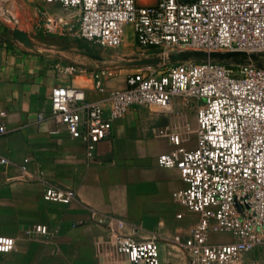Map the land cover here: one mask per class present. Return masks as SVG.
<instances>
[{"label":"crops","instance_id":"crops-1","mask_svg":"<svg viewBox=\"0 0 264 264\" xmlns=\"http://www.w3.org/2000/svg\"><path fill=\"white\" fill-rule=\"evenodd\" d=\"M78 19L74 15L73 21ZM12 30L0 26V112L6 114L7 129L0 135V156L7 160L0 164V236L12 238L14 247L0 253V264H127L116 251V239L150 235L158 237L160 264H189L176 241L190 236L198 214L176 201L185 185L177 170L160 167L157 159L175 148L174 135L187 137L180 147H194L193 103L176 98L170 107H129L89 157L84 142L51 119V90L78 88L87 101L106 108V94L95 90L94 75L109 71L106 91L127 87L126 77L137 71L119 66L138 48L130 25H124L116 51L70 35L29 32L32 47H25ZM48 185L72 190L75 199L45 201ZM37 226H45L47 234L34 232ZM211 227L209 243L232 241L213 230L214 222ZM243 260L264 264V243Z\"/></svg>","mask_w":264,"mask_h":264},{"label":"built area","instance_id":"built-area-1","mask_svg":"<svg viewBox=\"0 0 264 264\" xmlns=\"http://www.w3.org/2000/svg\"><path fill=\"white\" fill-rule=\"evenodd\" d=\"M78 12V26L45 18L43 29L91 42L103 49L119 47L123 27L129 24L140 48L159 57L181 51L244 52L264 55V0H39ZM230 65L214 60L175 63L161 73L140 70L126 77L123 90L106 91V69L94 75V88L105 92L107 107L87 101L82 90L56 86L51 90L50 117L70 138L84 142L87 156L110 134L111 123L131 106L170 107L176 98L193 103L196 112L195 145L180 147L187 137H171L175 148L158 157L162 168L177 170L185 188L177 202L198 214L190 236L176 241L189 264H245L244 255L264 243V66L251 60ZM0 112V135L6 133ZM42 116L39 115V119ZM7 160L0 156V164ZM45 201L68 204L72 190L48 185ZM214 231L228 234L230 243L211 244ZM121 227L123 222H117ZM34 232L45 235L47 228ZM158 237H119L115 248L127 264H160ZM14 240L0 236V253ZM255 264V263H254Z\"/></svg>","mask_w":264,"mask_h":264},{"label":"rangeland","instance_id":"rangeland-1","mask_svg":"<svg viewBox=\"0 0 264 264\" xmlns=\"http://www.w3.org/2000/svg\"><path fill=\"white\" fill-rule=\"evenodd\" d=\"M74 15L75 18L78 19V12L75 9L64 10L57 5L44 4L39 0H0V26L5 25L9 28H18L27 33H31V35L35 34V36H66L67 34L63 30V28H58L52 34L44 31L43 24L45 18L51 17L61 23L67 22L70 26L73 25L71 26V31L73 32L78 26V22L73 21ZM121 47L122 46L120 45L119 47L110 50L116 51ZM135 48L134 52L126 57L128 61L159 57V53L156 51L147 50L140 47H138L137 49ZM252 63L257 66H264V55H259V58L256 60H252ZM228 64L230 65L232 73L236 74V67L233 65V62H229ZM174 65L175 63H166L152 66L150 68H143L149 71L154 70L155 73H161ZM136 69L137 71H139L141 68L136 67Z\"/></svg>","mask_w":264,"mask_h":264},{"label":"water","instance_id":"water-1","mask_svg":"<svg viewBox=\"0 0 264 264\" xmlns=\"http://www.w3.org/2000/svg\"><path fill=\"white\" fill-rule=\"evenodd\" d=\"M13 39L25 47H32V43L26 32L13 28L11 33ZM259 58L258 54H246L244 52H204V51H181L168 54L165 57L144 58L139 60H122L119 66H157L166 63H177L180 61H201L214 60L217 62L233 64H244L249 60H256Z\"/></svg>","mask_w":264,"mask_h":264}]
</instances>
